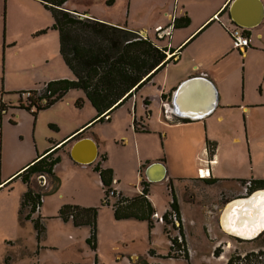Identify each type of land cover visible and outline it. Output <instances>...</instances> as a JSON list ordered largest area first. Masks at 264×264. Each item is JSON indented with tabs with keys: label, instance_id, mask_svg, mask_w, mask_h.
Returning <instances> with one entry per match:
<instances>
[{
	"label": "rangeland",
	"instance_id": "obj_1",
	"mask_svg": "<svg viewBox=\"0 0 264 264\" xmlns=\"http://www.w3.org/2000/svg\"><path fill=\"white\" fill-rule=\"evenodd\" d=\"M0 1L2 6L6 1L8 33L18 39L14 46L6 47L5 53L0 52V84L5 74L6 86L16 89L7 97L13 99L16 106L24 105L25 98H20V92L39 90L44 83L56 79H72V74L59 52V32L43 5L35 0ZM211 5L212 0H192L190 8L197 17L210 9ZM224 17L220 15L216 20L220 21ZM190 26H183L182 30ZM205 36L208 42L216 40L207 33L200 37V41ZM218 44L222 43L218 41ZM213 45V48L217 47L215 41ZM13 48L18 50L16 54L12 53ZM234 50L237 52V49ZM254 58H257V62L263 61L261 65L264 66V51L258 52L257 56L254 54ZM254 70L251 69L249 73L254 74ZM260 75L258 80L252 79L246 84L244 89L249 97L256 95L264 69L256 78ZM242 77L243 67L240 63L226 79L239 99L243 94ZM138 94L137 98L131 97L113 108L108 119L89 125L88 133L96 141L100 166L112 170V187L125 197L133 198L141 193V181L146 179L141 164L163 161L170 179L149 183V198L156 215H161L171 199L170 186L178 192L186 247L188 244L190 249L189 258L167 256L170 242L165 224L153 219L152 227H149L146 220L116 219L113 214L115 198L109 196L108 204L102 202L105 198L104 188L93 166L78 164L62 156L51 176L46 175L45 178L35 175L37 187H40L38 177L39 182L40 179H46V186L41 190V215L45 229L38 242L32 223L24 219L21 221L17 215L21 191L26 190V185L20 179L3 181L0 171V264H59L68 261L130 264L131 253L137 254L139 264H222L233 252L243 254L264 250V241L248 238L230 240L228 247L220 241L219 256L213 254L210 242L213 240L208 238L207 232L211 221L205 213L211 198L229 189L242 190L243 180L264 179V105L247 106L243 110L246 103L227 106L222 98L215 111L199 121L171 123L174 121L160 118L148 122L146 118L142 119L145 112L140 95L143 94ZM78 101L81 105L76 104ZM95 114L83 91L70 89L61 100L37 112L36 141L40 145H50L51 139H59L83 122H91ZM134 122L138 123L139 129L145 125L149 131H136ZM207 142L213 143L214 155L219 159L218 164L217 160L210 162L209 168L217 179L210 185L199 179L203 176L198 169L206 166ZM17 150L19 148L15 147L12 154ZM63 153L58 152L59 155ZM101 154L106 158L102 159ZM37 187L35 189L40 190ZM190 189L193 204L188 200ZM228 198L222 197L219 201L224 203ZM67 205L97 208L94 249L85 240V249L77 248V244L61 246L68 235L75 233L82 238L90 233L88 225L74 226L71 219L64 221L59 216V209ZM220 210L217 209L213 217L218 224L215 227H219ZM167 229H171V225ZM170 232L175 234L173 229ZM224 245L228 249H224ZM118 253L123 256H117ZM221 257H224L223 261H220ZM256 264H264V259Z\"/></svg>",
	"mask_w": 264,
	"mask_h": 264
},
{
	"label": "crops",
	"instance_id": "obj_2",
	"mask_svg": "<svg viewBox=\"0 0 264 264\" xmlns=\"http://www.w3.org/2000/svg\"><path fill=\"white\" fill-rule=\"evenodd\" d=\"M35 1L39 2L38 0ZM261 1L264 7V0ZM191 2L192 0H66L63 3V8L79 14L82 17L97 19L108 24L120 27L126 26L128 29L137 32L140 36L152 39L156 41L160 46L166 47L165 61L168 59L169 61L165 62L164 65L159 67V69H157L150 76L149 80L146 83H144L140 88L137 89V91L133 92L131 96L127 98H137L139 96V92L143 94L140 95L144 104L145 112V116H142V119L146 118L148 122L160 118H162L163 120L174 121L171 123H178V121H180V123L199 121L210 116L218 107V104L220 103L222 98L225 100V105L227 106H239L243 102L246 103L247 105H243V110L247 106L264 105V75L261 81L258 83L259 87L257 89V93H255V96L249 97L248 93L244 89L246 88V84H249L252 79L256 81L261 78L262 75L257 78L256 75L258 76L259 72L264 69L262 68L264 66L261 65L263 61L257 62V58L252 59L254 54H256L257 56L258 52L264 51V13L259 24L252 28H244L236 24H232L231 26H229L227 23L232 22L229 15V5L232 0H212L211 8L201 16L197 17L193 15L192 9L190 8ZM5 3L3 2L2 6L0 1V52L4 53L6 47L14 46L18 40L17 37L10 36L8 33L6 24L7 9ZM46 11L48 10L46 9ZM220 15H225V17L220 21H217L216 19ZM174 19L187 20L188 22L185 26H189L190 24L191 26L190 28L185 30H182V27H174ZM234 27L243 28L245 34L249 37V43L242 51L236 50L237 52H235L234 49L236 48H234L233 45L231 47L232 42L230 30ZM207 33H209L210 38L214 37L216 38V40H211L208 42L205 36V38L200 41V37L206 35ZM214 41L217 44L216 48H213ZM218 41L223 45L218 44ZM11 51L13 54H16L18 52L16 48H13ZM240 63H242L243 67V94L241 99H239L234 94V90H232L226 82L228 75L232 71H234ZM254 68L255 70L253 72L255 76L254 74H252V72L249 73V71ZM196 75H204L214 83L218 93L217 106L211 114L197 120H190L188 118L176 116L172 111L171 105L173 92L182 80ZM15 91V87L6 86L4 74V77L1 79L0 84V171L3 175V181L9 178H12V180L20 179L22 181L21 173L23 172V170H25V168L38 157L44 155L48 150H54V156L59 157V162L62 159V156H64L67 159H70L78 164L92 165L93 168L97 163L100 165V162L97 160L99 154L96 141L93 135L88 133V129L90 127L89 125H92L93 123L83 122L78 127H74L70 131L66 132L59 139H51L50 145H47L46 143L44 145H40L39 142L36 141L35 136V124L37 122L36 116L38 111L36 112V114H34L20 105L16 106L12 102L13 99L7 97L9 94L14 93ZM155 104H157V106H155ZM134 106H136V102ZM185 119H187L188 121H184ZM86 125L88 126L86 127ZM53 126L54 128L58 129L56 125ZM143 127L146 128L145 125H143ZM82 138H89L94 143V145L89 141L83 140ZM80 139H82V141H80L78 146L74 149V151H72L73 144ZM23 141L27 143L24 144ZM15 147L19 148V150L12 154V150H14ZM205 150L206 166L198 167V169L201 170V176H203L199 179L205 182L209 177L215 179L216 182L217 179L213 177L212 172L209 168L210 162H214V160H217V164L219 163V159L214 155L215 146L214 149H211V153H209L207 145ZM58 152L64 153L62 155H59ZM93 154H95L94 161L89 164H84L83 162L92 157ZM153 162L161 161H147L146 163L141 164V166L143 167H140L145 170V168ZM57 164L54 165L53 171ZM207 171L209 172V175L207 174ZM42 177L45 176L43 175ZM34 179L35 176L29 177V185L33 189L37 187L36 183H34ZM166 179H170L167 176V170L165 178L160 181ZM145 180L148 182L149 192V183L155 182H150L147 179ZM45 181L46 179H40L39 182L38 177V184L40 187L37 188H39L40 190H35L41 193L42 188L46 186ZM22 183L26 185L27 190V184L23 181ZM113 189L116 190V188L114 187ZM26 190L21 191V194L23 195ZM185 190H189V188H186ZM173 191L176 196L179 212L182 216L178 202L179 194L178 192H175L174 188ZM255 191H257V189L252 190L247 196L251 195ZM148 192L147 198L152 206V202L149 198ZM241 192L242 190L239 189H229L226 190L225 193H222L220 196L211 198L212 201L209 205L208 210L205 212L206 215L209 217V215L211 214L212 217H214L215 211L217 209H221L218 217L219 227H215V225L218 226V224L216 223L217 220L212 218L211 228H209V230L207 231L209 235L208 238H212L213 240L210 241L212 246L211 250L213 251L221 247L219 246L220 241H223L221 243H226L228 247L232 240L239 241L240 239H244V237L240 235V232H238L239 230L234 231L232 227L233 221L231 222L227 217H224L228 207L241 200H237L239 199V197H241V195H243V193ZM22 195L20 198V203ZM192 197L193 194L190 189V192H188V200H190V202H192L193 204L194 201L193 199H191ZM222 197L229 198L224 203H221L219 201V198L221 199ZM41 206L42 205L40 204L41 209H39V212L33 213L31 215V218H35L37 216L40 217V221L45 227L44 223L42 222L43 217L41 215ZM168 208L169 203L168 206L164 207V211L162 212V214ZM18 211L19 209L17 210V215ZM26 221L31 222L30 219ZM234 223H236L235 220ZM43 233H41V235ZM41 235L39 239L36 238L37 242L40 240ZM87 237V235H83L82 238H79L75 233L73 235H68L64 238L61 246L70 247V245L77 244V248L81 247L85 249L83 240L86 241ZM224 246L226 247V245ZM225 247L224 249H228L227 247ZM23 248L28 253L24 245ZM225 251L226 250L222 251L220 256ZM117 256L122 257L123 255L121 253H118ZM129 256L131 258L130 264H139L136 253H131ZM225 262L223 261L222 264H225ZM94 263L98 264L96 261ZM59 264L85 263H74V261H68L61 262Z\"/></svg>",
	"mask_w": 264,
	"mask_h": 264
},
{
	"label": "trees",
	"instance_id": "obj_3",
	"mask_svg": "<svg viewBox=\"0 0 264 264\" xmlns=\"http://www.w3.org/2000/svg\"><path fill=\"white\" fill-rule=\"evenodd\" d=\"M38 1L50 12L53 18V26L59 32L60 55L71 71L73 78L44 83L42 88L45 94L48 92L53 96V99H49V102L44 106H38L37 111L46 109L62 99L68 90L80 89L96 112L91 123L103 121L109 118L113 108L121 105L133 92L146 83L159 67L169 61V59L165 61L166 47L160 46L152 39L140 36L126 26L108 24L68 11L63 8V3L66 0ZM187 22L184 19H174L173 26L183 27ZM76 104L81 105V102L78 101ZM184 121L188 120L185 119ZM134 128L136 131H148L145 128L139 129L136 122H134ZM207 147L209 153L212 152L211 149H214L213 143L207 142ZM54 153V150L46 151L44 155L34 160L21 173V179L27 184V190L22 195L18 216L21 221L22 219L31 220L37 239L45 227L41 223L40 217L31 218V215L35 213V206L41 204V193L30 187L29 177L35 175L51 176L54 165L59 162V157L54 156ZM101 158L104 159L105 155H101ZM93 169L97 172L104 188L105 198L102 202L108 204L109 192L114 190L112 187V170L103 168L98 163ZM205 182L212 184L215 179L208 177ZM244 182L245 180H243ZM250 182L251 190L249 193L255 189H264V179H251ZM141 185V193L136 197L128 198L120 192L112 195L115 198L113 214L116 219L146 220L149 227H152L155 211L147 198L148 182L144 179L141 181ZM170 189L169 209L175 213L176 218L180 221L181 214L176 196L171 186ZM170 210L162 214L165 225L170 224L168 219ZM96 215V207L86 208L67 205L59 209V216L64 221L71 219L74 226L88 225L90 227L86 241L92 249L96 246ZM165 231L172 243L167 256L188 259L189 255L185 249L183 252H175L176 247H179L180 244L175 237L168 234L169 230L166 226ZM217 252L218 249H215L213 254H217ZM236 259H240V257L237 256Z\"/></svg>",
	"mask_w": 264,
	"mask_h": 264
},
{
	"label": "water",
	"instance_id": "obj_4",
	"mask_svg": "<svg viewBox=\"0 0 264 264\" xmlns=\"http://www.w3.org/2000/svg\"><path fill=\"white\" fill-rule=\"evenodd\" d=\"M264 7L261 0H232L229 5L230 19L238 26L252 28L262 20ZM218 103L217 88L214 83L204 75L190 76L182 80L173 92L171 105L176 116L197 120L211 114ZM83 140L94 143L89 138ZM82 139L77 140L72 151ZM95 159V154L84 164H89ZM145 177L150 182H157L165 178L166 170L162 162H153L144 170ZM264 190V189H257ZM255 191V192H257ZM254 192V193H255ZM253 194V193H252ZM251 194V195H252ZM249 196H241L239 199H247ZM264 229L258 230L257 234Z\"/></svg>",
	"mask_w": 264,
	"mask_h": 264
},
{
	"label": "built area",
	"instance_id": "obj_5",
	"mask_svg": "<svg viewBox=\"0 0 264 264\" xmlns=\"http://www.w3.org/2000/svg\"><path fill=\"white\" fill-rule=\"evenodd\" d=\"M230 36H231V42L234 48H236L237 50H243L249 43V37L245 34V31L243 28L241 27H234L230 30ZM20 98L24 97L25 98V104H21L20 106H22L23 108H26L29 112L31 113H35L37 111V107L38 106H44L49 102V99H53V96H51V94H49L48 92L45 94V91L43 90V88H40L39 90H28L25 92H20ZM2 111V110H1ZM208 174V171H207ZM251 187V182L250 180H247L243 183V188H242V192L243 195H246L249 193ZM113 194H117V191L115 190H111L109 192V195L112 196ZM42 200V198H41ZM40 209V205H36L35 206V213H38ZM167 210H170L169 208ZM166 210V211H167ZM170 214L168 216V219L170 220V224L165 225L168 228V225H171V229L174 230L175 234H171V229H167L168 234L172 237H175L177 239V242L180 244L179 247H176L175 252H183V249L186 250V252L188 253V255L190 256V249L188 247H186V240H185V233L183 230V219L181 217L180 221L176 218L175 213L170 210L169 211ZM153 219L156 222H161L162 224H165V221L161 215H156V213L153 215ZM182 229V231H181ZM170 242V240H169ZM169 245H172V243L170 242ZM227 262V260H226ZM225 262V264H226ZM232 264H243L242 259H238V260H234Z\"/></svg>",
	"mask_w": 264,
	"mask_h": 264
},
{
	"label": "bare ground",
	"instance_id": "obj_6",
	"mask_svg": "<svg viewBox=\"0 0 264 264\" xmlns=\"http://www.w3.org/2000/svg\"><path fill=\"white\" fill-rule=\"evenodd\" d=\"M224 217L233 221L234 231L239 230L242 237L252 238L257 235L258 230L264 227V190H259L253 196L232 204L228 207ZM223 260L224 257H221L220 261Z\"/></svg>",
	"mask_w": 264,
	"mask_h": 264
},
{
	"label": "flooded vegetation",
	"instance_id": "obj_7",
	"mask_svg": "<svg viewBox=\"0 0 264 264\" xmlns=\"http://www.w3.org/2000/svg\"><path fill=\"white\" fill-rule=\"evenodd\" d=\"M231 24H234L235 25V23L233 21L231 22ZM248 194L241 195V196H247ZM212 218L213 217L210 214L209 215V219H210L211 222L209 224L208 229L211 228ZM252 238L255 241L256 240H259V241L261 240V242L264 241V229L261 232H259L257 235H255L254 237H252ZM246 239H248V238H244L243 240H246ZM240 240H242V239H240ZM237 256L240 257V259H242L243 264H250L252 261H254L255 264H256L260 260L264 259V250H255V251L252 250V251H249V252H245L243 254H240L239 252H237L236 254H234V252H233L229 256L226 257L227 258V262L230 261L228 264H232L233 263V260H238V259H236Z\"/></svg>",
	"mask_w": 264,
	"mask_h": 264
}]
</instances>
